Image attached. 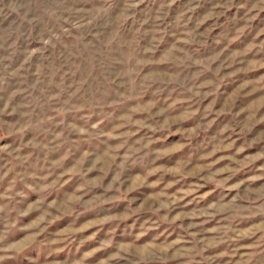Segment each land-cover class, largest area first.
Listing matches in <instances>:
<instances>
[{
  "label": "rangeland",
  "instance_id": "1",
  "mask_svg": "<svg viewBox=\"0 0 264 264\" xmlns=\"http://www.w3.org/2000/svg\"><path fill=\"white\" fill-rule=\"evenodd\" d=\"M0 264H264V0H0Z\"/></svg>",
  "mask_w": 264,
  "mask_h": 264
}]
</instances>
